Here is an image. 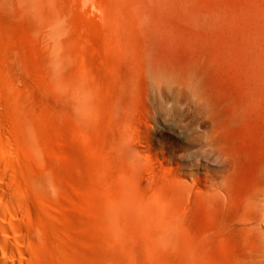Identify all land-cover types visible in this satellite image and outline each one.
Masks as SVG:
<instances>
[{"label":"rangeland","instance_id":"1","mask_svg":"<svg viewBox=\"0 0 264 264\" xmlns=\"http://www.w3.org/2000/svg\"><path fill=\"white\" fill-rule=\"evenodd\" d=\"M0 97L35 264H264V0H0Z\"/></svg>","mask_w":264,"mask_h":264},{"label":"bare ground","instance_id":"2","mask_svg":"<svg viewBox=\"0 0 264 264\" xmlns=\"http://www.w3.org/2000/svg\"><path fill=\"white\" fill-rule=\"evenodd\" d=\"M5 121L4 111L0 107V158L5 157L6 149L11 151L16 148L13 132ZM11 157L9 155L8 160ZM20 165L19 158H12L7 165L0 161V169L5 168L4 171L7 172V177L4 174L6 178H2L4 175L0 177V257L5 258V261H0V264H25L27 261L26 264H35L32 258V220L20 198L22 193L20 186L23 185ZM215 184L219 187L216 179ZM249 205L253 213H261V218L264 221V190L256 193ZM18 256L27 261L22 263Z\"/></svg>","mask_w":264,"mask_h":264},{"label":"clouds","instance_id":"3","mask_svg":"<svg viewBox=\"0 0 264 264\" xmlns=\"http://www.w3.org/2000/svg\"><path fill=\"white\" fill-rule=\"evenodd\" d=\"M84 91H85V95H86V98H87L88 102L90 104L95 105L96 104V100H97L95 90L94 89H91L90 87H88L87 85H85L84 86Z\"/></svg>","mask_w":264,"mask_h":264}]
</instances>
